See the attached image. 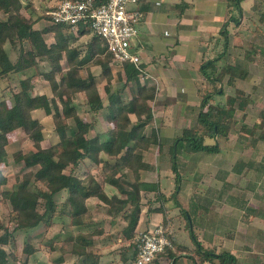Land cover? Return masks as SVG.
I'll return each instance as SVG.
<instances>
[{
	"label": "trees",
	"instance_id": "trees-1",
	"mask_svg": "<svg viewBox=\"0 0 264 264\" xmlns=\"http://www.w3.org/2000/svg\"><path fill=\"white\" fill-rule=\"evenodd\" d=\"M227 3L239 9L241 0H227ZM23 8L25 7L21 0H0V79L14 78L17 82L14 89L8 91L7 95L1 94L0 96V163L6 161L9 135L17 130H21L32 141L35 148L26 153L20 151L14 153V161L22 163L25 171L11 189L4 188L7 185V177L0 168L1 200L6 201L10 206L9 219L14 222L12 231H27L41 226L45 230L49 229L53 216L58 212L56 196L66 192V196L60 203L62 209L59 211L68 219V227L76 228V233L64 240L66 249H62V251L81 257L83 263L88 264V260H91L92 262L89 263L96 264L97 256L90 252V247L93 244L94 233L100 231L98 229H94L92 232L83 230L89 227L93 217L86 201L90 197H96L106 205L108 215L112 217L120 215L129 219L126 227L121 229L120 233L123 240L130 241L128 249L131 252L126 256L121 254L120 258L124 262L130 259L134 264L136 258L135 239L139 235L135 232V227L139 218L140 192H156L155 200L159 199L161 203L167 199L176 200L180 191L179 182L181 179L178 172V152L182 149L187 152L218 151L216 144L209 145L204 141L206 138H214L217 134L226 135L228 133L230 120L236 108L234 105L237 101L242 102L243 93L236 90L235 95L228 97L222 105L209 102L210 93L202 96L201 110H204L205 107L207 109L205 112L199 113L197 126L193 129H184L181 136L173 141L171 170L176 184L172 195L166 198L159 194L157 182H145L139 178L141 170L152 168L143 161V150H146L151 143L158 142V147H160L155 133H151L149 136L144 133L145 126L153 118L152 102L155 88L145 87L141 84L140 70L134 64L115 62L112 55L106 50L104 41L99 36L92 34L89 28L80 25L78 29L74 30L62 24L49 23L42 29H36L34 28L36 20L21 13ZM43 17L47 19L44 14ZM74 31L77 36L90 35L91 41L84 45L85 47L70 46V38L75 36L73 35ZM46 33L55 34L53 42H46L44 37ZM7 44H9L10 50L15 53L14 60L11 59ZM96 55V64L100 66L101 76L107 83L113 79L114 65L120 68L116 75L117 81L122 82V86L111 93L107 106L103 104L98 94L94 77L91 74H88L85 79L77 76V70ZM63 57L66 58L68 64L66 71H63L61 67ZM216 60L219 59L211 60L206 67H201L200 70L205 72L210 69V71L212 70L210 73L213 75L218 71L216 80H221L224 75L228 74L229 83L243 72L241 61L237 60L236 65L224 63L218 69V66L215 65ZM42 61L47 63L48 69L39 71ZM28 69H35L37 74L42 75L48 81L51 95L34 94V75L20 77V74ZM121 72L125 77L124 82L121 79ZM7 86L9 88V85ZM126 88L129 93L128 99L121 96ZM77 93H83V104L87 106L84 110L93 116V120H83L78 117V109L72 104ZM8 98L11 99V102L7 101ZM239 106L244 107L243 104ZM103 109L107 110L104 117L110 125V130L109 138L99 141L98 137L89 138L87 134L95 123L96 114ZM38 110L51 117L57 137L56 141L46 147L41 145L45 137L44 125L38 117L33 116V113ZM131 116L134 117V121ZM74 118H77L76 124H69V120ZM258 119L264 122V111ZM257 138L264 141V129L260 130ZM101 153L118 161L110 164L101 158ZM85 164L89 168L95 165L101 179L98 180L91 169L79 174V169ZM122 168H126L132 173L135 178L133 182L127 181L124 174L117 176ZM105 184L116 188L118 194L108 196L104 190ZM175 204L179 205L178 202ZM129 210L131 211L128 214ZM147 210L148 212L164 211L162 206L156 209L148 206ZM181 214L191 239L196 244V253L203 259L215 256L212 254L214 251L208 252L197 239L193 230L195 220H192L189 210L181 208ZM187 216L190 217L191 225ZM160 225L166 231L165 219ZM0 228L4 231L0 235V264H6L9 253L3 246L9 243L12 232L7 225L1 223ZM166 233L171 241V246L165 247L155 259L158 255L160 257L161 253H165L166 255L162 257L170 259L171 264H175L179 255L172 249L175 248L172 236L167 231ZM24 249L27 254L36 251L29 244H26ZM217 256L223 257L224 262L226 259L229 262L235 260L229 253H221ZM184 257L194 261L190 254H184ZM155 259L150 264H158Z\"/></svg>",
	"mask_w": 264,
	"mask_h": 264
},
{
	"label": "rangeland",
	"instance_id": "rangeland-1",
	"mask_svg": "<svg viewBox=\"0 0 264 264\" xmlns=\"http://www.w3.org/2000/svg\"><path fill=\"white\" fill-rule=\"evenodd\" d=\"M21 1L25 7L21 10V13L26 17L31 16L36 20L34 28L42 29L49 24L43 17V14L45 15L44 12L50 5L56 2L55 0L46 2H42L41 0ZM228 7L229 14L225 22L224 31L220 33L219 45L215 47L217 51L212 59H220L219 61L216 60L215 64L218 66V69L224 63L236 65L237 60L241 61L243 72L230 83L228 81L229 75H224L222 79L223 87L216 90L212 88L210 98L213 96L212 94L221 95L215 96V100L214 97L208 98V101L222 105L228 97L235 95L236 90H240L243 93L242 102L237 101L234 105L236 108L230 120L228 133L226 135L217 134L214 138H206L204 141L205 144H216L218 146V151L211 152L213 155L210 156V161L214 159L212 157L216 156L212 161L213 163H208L206 153H200L196 169L192 161L188 164L185 171L186 174L183 173L179 182V186L184 181L186 182L183 185L184 189L176 197L177 201H172L171 207L176 205V202L179 205H176L173 209L166 207L167 210L171 209L174 213L171 212V217H164L163 220L165 219L166 225H169L168 232L175 243V248L172 249L179 255V258L184 257V254L182 256V253L176 252L180 250L181 246V248L184 246L194 248L196 245L191 239L183 216H179L182 208L181 203H183L187 206L192 220H195L193 230L204 249L208 252L214 251L212 253L214 255L229 253L233 257L235 256L234 259L237 264L239 262L242 264H264V141L257 138L260 130L264 129V122L258 119L264 111V0H241L239 9L234 5H229V3ZM65 34L67 35L66 30ZM44 37L51 43L54 41L55 34L46 33ZM74 37L70 38V46L80 43L76 41L77 39L74 40ZM7 48L11 54V59L14 60L15 53L10 50L9 44H7ZM61 67L67 69L64 61ZM46 69H48L47 63L40 62L39 71ZM119 70L120 68L114 65L113 79L111 82H108V86H105L106 93L100 85L104 99H106V96L110 92L113 93L122 86V82L119 83L117 81L116 73ZM32 71V69H28L26 73L30 75ZM208 71L211 72L212 70L208 69ZM21 76L22 74H20ZM36 78H34L36 80L35 86V80H33L34 92L48 91V89L50 91L47 80L44 81L40 75H37ZM101 78L99 77V80ZM16 84L17 82L14 78L0 79V94L6 95L5 92L13 90ZM7 85H9V88ZM218 89L222 91L220 92ZM206 93L208 92H205L202 96ZM121 96L124 99L129 98L127 88ZM7 101L11 102V99L8 98ZM240 104H243L244 107H240ZM82 108L86 110L87 106L81 104L79 108L80 117H78L83 120H93V116L88 112L84 113ZM206 109L205 107L204 110H201L200 107L195 111V114L188 113L190 114L189 122L187 124L185 122L180 123V126L181 124L186 125L181 130V133L184 129L195 128L199 113L205 112ZM171 113L173 118L181 115V111L176 108H173L169 112V114ZM41 114L42 111L38 110L33 113V116L38 117L44 125L45 137L42 145L47 146L56 141L57 137L51 119ZM99 115L101 116L98 117ZM99 115H96V117L100 118L97 120L100 125H103L105 111H101ZM179 119H181V116ZM69 121L75 125L77 118ZM177 126L176 128H181L179 125ZM151 131V133H155L152 129ZM157 140H159L158 137ZM9 142L6 161L0 163V168L7 177V185L4 188L11 189L25 171L22 163L14 161V153L19 151L26 153L33 151L35 148L32 141L21 131L11 133L9 135ZM154 146H158V142ZM179 154L180 152L177 154L178 167L183 163V158ZM167 157L170 158L169 162L171 165L169 152ZM211 164L214 165L213 169H217V171L212 172L210 170V173L208 172L207 175H204L206 170L205 165L210 168L211 166L213 167ZM87 169L90 168L85 164V166L79 169V174L82 171L86 172ZM179 170L182 172V169L179 168ZM93 172L96 178L100 180L101 176H99L98 168L93 169ZM173 182L175 181L173 180ZM164 183L166 182H163V185ZM65 196L66 192H62L56 196L59 213L57 212L53 216L49 229L45 230L41 226L27 231H12L14 222L9 219L10 206L6 201L1 200L0 194V223L7 225L12 232L9 243L3 246L7 253H9L6 264H64L65 262L79 264V260L73 258L66 261L63 256L67 252L62 251V249H66V245L61 238L70 236L73 233V229L67 225L68 219L59 211L62 209L60 203ZM151 199L146 197V200ZM159 219H162V217H159ZM204 221L207 222L204 223ZM203 224H207L208 228L207 225L204 226ZM94 229L93 227H89L83 230L91 232ZM3 232L0 228V235ZM26 244L32 245L36 251L32 254H27L24 249ZM50 244L52 248H50ZM59 247L62 248L59 249ZM185 250L189 253V250ZM165 255V253H161L160 257H157L155 260L158 262L165 261L166 264H169L170 259H165V257L160 259ZM195 255L197 257L196 261L201 264L203 257H200L198 253H195ZM215 261L218 262L219 260ZM179 262L180 260H178V264Z\"/></svg>",
	"mask_w": 264,
	"mask_h": 264
},
{
	"label": "crops",
	"instance_id": "crops-1",
	"mask_svg": "<svg viewBox=\"0 0 264 264\" xmlns=\"http://www.w3.org/2000/svg\"><path fill=\"white\" fill-rule=\"evenodd\" d=\"M130 9L138 13L136 24L138 34L132 40V44L133 49L140 55V82L145 87L152 86L155 88V96L152 102L153 118L151 122L145 126L144 133L146 136H149L152 129L159 141L161 140L160 143H162L160 147H155V143H151L146 150H143L142 159L152 168L141 170L139 172V178L141 181L145 182H157L159 184V194L168 198L173 192L172 190L175 188V182H173L174 178L169 162L170 158H168L169 156L167 157V154L169 152L171 156L173 141L178 136H181V130L186 126L184 124H181L180 126V123L185 122L187 124L190 120V114L188 113L195 114V111L200 108L202 94L205 92L210 93L212 88L216 90L217 88L223 87V78L221 80H216V76L219 74L218 71V73L214 72L215 74L213 75L209 71H201L200 68L206 67L210 61L213 60L212 58L217 51L215 47L219 45L221 38L220 33L224 31L225 22L229 14V7L227 0H138L136 4L130 5ZM73 33L75 35L74 40L77 39L76 41L80 42L79 44L73 46L83 47L91 41L90 35L84 34L77 36L75 31ZM46 42L50 43L49 40H46ZM96 58L97 55L84 64V66H81L77 70V76L85 79L88 74H91L96 81L98 94L100 95L103 104L107 106L109 103V96L112 92L106 96V99L103 98L101 88L105 90V86H108V83L105 78H101V68L98 64H96ZM63 61L66 63L68 69L65 57L61 60V64ZM67 69L62 68L63 71H66ZM32 70L33 71L30 75H34V78H36L37 75H40L37 74L35 69ZM30 75L24 72L21 77ZM40 76L42 77V75ZM99 77L101 80H99ZM121 77L124 82L125 77L122 72ZM42 79L46 81L43 77ZM35 85L36 80L34 86ZM100 85L102 86L101 88ZM34 86L33 92L35 91ZM219 91L221 92L222 90ZM50 92L51 90L49 91L48 89V91L44 90L38 93L34 92V94L51 95ZM104 92L106 93V90ZM5 93L7 95L9 92ZM212 95L213 96H211V98L214 97L215 100V96L221 94ZM83 103V93H77L72 100V104L78 109V116L80 114L79 108ZM173 108L181 111V119H179L180 116L178 115L173 118L172 113L169 114ZM82 110L86 113L83 108ZM102 111L107 113L106 109H103ZM99 113L96 115H99ZM41 115L46 116L43 112ZM100 116L101 115L98 117ZM46 117L51 119L50 116ZM98 117L95 118V123L88 132L87 137H98L99 141H104L109 138L110 125L105 120V117L103 125H100L97 120L100 119ZM131 119L134 121L133 116H131ZM69 124L72 123L69 121ZM177 125L181 128H176L178 127ZM200 153L207 154L206 159L208 158V163H211L216 158V156H214L212 157L214 159L210 161V156H212L213 153L206 151L187 152L184 149L180 151L179 156L183 158V163L180 167H178V171H180L179 174H182L181 178L191 161L195 165L194 168L196 169V163H198ZM100 156L103 160L108 161L110 164H114L118 161L115 158H108L103 153H101ZM83 166L85 165H82L81 168ZM211 167L208 168L205 165L206 170L204 175H207L210 170L212 172L217 171V169H213L214 165L212 168ZM179 168L182 169V172ZM90 169L91 172L94 173L93 169H97V167L93 165ZM121 170L122 171H120L117 176L124 174L126 175L127 181L133 182L135 180L129 170L126 168ZM201 170L203 169L201 168ZM81 173L84 172L82 171ZM163 182L166 183L163 185ZM184 183L186 182L184 181L179 186L180 191L178 192L177 197L184 189ZM104 190L108 196L118 194L117 189L110 184H105ZM140 195L139 218L135 227V232H137V234L161 224L164 217H171V209L176 207L175 205L171 207L173 199H167L164 203H161V200L159 199L155 200V197H157L156 192L141 191ZM146 197L148 199L152 198L151 201L146 200ZM86 204L88 209L93 214L92 222L89 224V227H93V229L95 228V230L98 229L100 231L98 233H94L93 245L90 247V252L97 256V260L95 258L96 264H133L130 259L124 262L122 258H120L121 254H125L126 256L130 255L131 252V250L128 249L130 241L123 240V236L120 233L121 229L126 227L129 219L123 218V216L120 215H117L116 217L108 215L106 213V205L96 197L88 198ZM183 205L185 204L181 203L182 209L188 210L187 206ZM148 206L153 209L162 206L164 211L155 210L153 212H148ZM166 207H171V209L167 210ZM130 211L131 210H129L128 214ZM179 216L183 215L180 213ZM159 217H162V219H159ZM206 222L207 221H204V223ZM203 225L206 226L207 224ZM139 227L140 229H138ZM72 229L73 233H71V235L76 233V228ZM168 229L169 225L166 227L167 232ZM68 237L69 235L62 237L61 239L65 240ZM181 247L179 248L180 250L176 252L190 254L194 258V261L185 257H180L177 259L175 264H178V260H180L179 264H199L196 261L197 257L195 255V247ZM61 248L62 247H59V249ZM185 249L189 250V253ZM193 250H195V252H193ZM63 256L66 261L75 258L76 260H79V264H86L82 262L81 257L73 256L68 252ZM163 258L164 257L160 259ZM165 259L168 258L165 257ZM204 259L201 264H237L235 260L233 263L229 262L227 259L224 262L223 257H218L217 254H215L213 258ZM215 260L219 261L217 262ZM184 261L185 263H183ZM89 262L92 261L88 260V264H91ZM64 264L69 263L65 262ZM158 264H166V262L159 261ZM169 264H171V262ZM239 264L242 263L239 262Z\"/></svg>",
	"mask_w": 264,
	"mask_h": 264
},
{
	"label": "built area",
	"instance_id": "built-area-1",
	"mask_svg": "<svg viewBox=\"0 0 264 264\" xmlns=\"http://www.w3.org/2000/svg\"><path fill=\"white\" fill-rule=\"evenodd\" d=\"M138 0H61L45 11L50 24H62L76 30L80 25L99 36L115 62H130L139 70L140 55L133 49L137 36L138 13L130 5ZM171 241L162 225L143 231L135 239L134 264H150Z\"/></svg>",
	"mask_w": 264,
	"mask_h": 264
},
{
	"label": "water",
	"instance_id": "water-1",
	"mask_svg": "<svg viewBox=\"0 0 264 264\" xmlns=\"http://www.w3.org/2000/svg\"><path fill=\"white\" fill-rule=\"evenodd\" d=\"M187 218H188V220H189V223H190V225H191V220H190V217H189V216H187Z\"/></svg>",
	"mask_w": 264,
	"mask_h": 264
}]
</instances>
